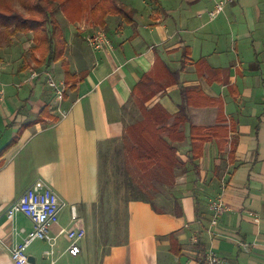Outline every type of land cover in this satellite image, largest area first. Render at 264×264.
I'll return each instance as SVG.
<instances>
[{"label":"crops","instance_id":"obj_1","mask_svg":"<svg viewBox=\"0 0 264 264\" xmlns=\"http://www.w3.org/2000/svg\"><path fill=\"white\" fill-rule=\"evenodd\" d=\"M118 3L133 23L109 16L103 29L89 14L75 24L57 14L67 44L65 66L60 61L38 68L27 65L25 56L0 61V153L15 141L0 155V264H14L12 249L34 229L26 215L9 220L6 212L37 179L66 203L51 233L74 225L73 208L87 232L77 257L66 252L67 240L59 241L55 264H202L209 250L226 264H264V0H236L213 22L209 0ZM97 29L113 42L109 55L88 44ZM46 69L59 81H66V70L79 81L65 93L64 118L54 110L45 75L30 80ZM144 76L153 78L157 91L147 104H160L171 124L182 90L190 88L191 124L215 130L193 164L186 123L187 138L174 143L184 166L176 169L173 203L158 206L159 213L145 201L129 200L124 239L103 246L101 256V148L123 137L126 108ZM221 195L227 210L211 228V202ZM48 249L46 241L32 243L27 254L35 263L28 264H48Z\"/></svg>","mask_w":264,"mask_h":264},{"label":"trees","instance_id":"obj_2","mask_svg":"<svg viewBox=\"0 0 264 264\" xmlns=\"http://www.w3.org/2000/svg\"><path fill=\"white\" fill-rule=\"evenodd\" d=\"M24 12L19 13L13 5L7 4L0 7V29L6 37H13L17 34H29L33 36V46L25 55V63H34L38 68H49L53 63L64 60L67 48L64 39L63 27L56 18V13L62 10L67 19L75 24L89 14L94 23L106 28V21L109 16H116L126 23H133L131 13L118 3V0H19ZM77 76L66 70V91L68 87L75 88L78 84ZM195 90L184 88L182 90L183 102L180 105L179 116L176 117L172 125L169 124L171 116L160 104H155L153 108L145 105L153 99L156 94L153 78L144 76L141 82L135 87L133 95L142 102V108L146 115L158 114L157 118H152L142 129V137L134 142L132 152L136 160L139 172L144 175L142 182H157L164 184L166 174H173L174 169L184 166L178 153L179 149L174 147L175 142L184 141L187 138L185 129L189 123L188 138L191 143L189 160L195 163L203 153V144L212 139L215 129H206L201 126L191 124L189 106L193 103L192 92ZM15 141L4 148L0 155L6 153ZM199 143L198 145H196ZM168 172V173H166ZM127 177L128 183L132 187L127 193L128 200L145 201L161 213L155 201L147 199L145 192L139 190L137 184ZM173 185V184H171ZM175 213H181L180 206L176 205ZM197 216H200V209H197ZM173 237V235H171ZM179 254V252H176Z\"/></svg>","mask_w":264,"mask_h":264},{"label":"rangeland","instance_id":"obj_3","mask_svg":"<svg viewBox=\"0 0 264 264\" xmlns=\"http://www.w3.org/2000/svg\"><path fill=\"white\" fill-rule=\"evenodd\" d=\"M7 4L13 5L19 13L24 12L19 0H0V7L4 8ZM62 12V10L58 11L56 18H58L57 14ZM33 45V36L31 33H19L13 37H6L0 29V61L4 62L9 59L23 58L25 55H28V51ZM54 77L59 81V76L56 75V72L54 73ZM135 97L126 108L129 112L123 137L114 141H107L101 148L100 199L98 203L103 231L102 239L100 238L103 241L100 242L101 248L99 250L101 256L107 252V249H104L103 246L109 243H119V241L124 239L126 230V210L124 205L129 201L127 193H130L132 188L127 180L129 175L132 176L131 180L137 184L136 187L145 192V197L155 201V204L160 208L167 209L173 203L171 198L173 185L171 184H174L177 168L174 169L173 174H166V182L164 184L157 182L148 183L147 181L142 182L141 180L144 175L138 170L132 148L134 142L141 139L144 126L152 118H157L159 113L146 115L142 108L141 100L137 96ZM145 106L150 109L155 104L151 106L150 104H146ZM169 124L172 125L173 123L171 124L169 121ZM174 147L176 146L174 145ZM61 240H65V238L61 237Z\"/></svg>","mask_w":264,"mask_h":264},{"label":"built area","instance_id":"obj_4","mask_svg":"<svg viewBox=\"0 0 264 264\" xmlns=\"http://www.w3.org/2000/svg\"><path fill=\"white\" fill-rule=\"evenodd\" d=\"M213 4V8L207 12L208 21L213 22L225 13L226 8L236 0H209ZM88 44L95 52L105 53L109 55L114 51V45L111 39L103 30L93 31L88 36ZM5 65L0 63V100L4 99L5 84L1 81V76ZM45 75L49 87L53 90L55 95V107L59 115L63 118L67 116L66 112L62 110V103L65 98L66 84L64 81H57L54 77L53 70H42L41 72H34L31 74L30 80ZM66 206L65 201L59 196L54 188L45 180L37 179L19 199L13 202L7 209L6 215L9 220L22 213L26 215L33 223L34 229L27 233L21 243L14 246L11 251V258L14 264H28L29 256L27 250L29 246L37 240L46 241L49 249L46 251V256L50 260L48 264H55L53 259L58 243L61 237H64L68 242L66 252L77 257L81 254V242L85 240L87 232L84 227L78 225V215L76 209L73 208L72 220L74 225L69 228H61L56 235H52L51 229L60 223V214ZM213 211V219L211 221V228L216 227L222 215L227 208L224 203L222 195L215 198L211 202ZM256 219V222H259ZM22 233L25 230H21ZM202 264H226V262L218 256L213 250L207 251Z\"/></svg>","mask_w":264,"mask_h":264},{"label":"water","instance_id":"obj_5","mask_svg":"<svg viewBox=\"0 0 264 264\" xmlns=\"http://www.w3.org/2000/svg\"><path fill=\"white\" fill-rule=\"evenodd\" d=\"M29 262L35 263V260L29 258Z\"/></svg>","mask_w":264,"mask_h":264}]
</instances>
